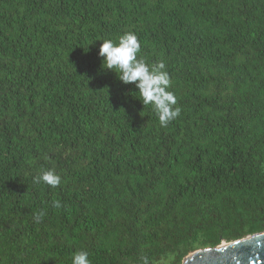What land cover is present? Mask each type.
Instances as JSON below:
<instances>
[{"label": "trees", "instance_id": "trees-1", "mask_svg": "<svg viewBox=\"0 0 264 264\" xmlns=\"http://www.w3.org/2000/svg\"><path fill=\"white\" fill-rule=\"evenodd\" d=\"M128 32L165 63L167 127L102 69ZM260 233L264 0H0V264H183Z\"/></svg>", "mask_w": 264, "mask_h": 264}, {"label": "clouds", "instance_id": "clouds-1", "mask_svg": "<svg viewBox=\"0 0 264 264\" xmlns=\"http://www.w3.org/2000/svg\"><path fill=\"white\" fill-rule=\"evenodd\" d=\"M140 52L141 44L132 32L121 35L118 43L105 39L99 48V56L103 58L102 69L114 72L125 85L134 84L138 89L139 101L143 106L151 105L160 125L167 127L181 114V108L176 106L175 94L169 91L170 76L163 61L149 65L143 58H139ZM34 182L55 188L60 185L61 177L54 170H47L34 178ZM56 206L59 207V203ZM40 218V215L36 216L37 222ZM72 264H90L88 252L73 253ZM143 264H149L147 257H143Z\"/></svg>", "mask_w": 264, "mask_h": 264}, {"label": "water", "instance_id": "water-1", "mask_svg": "<svg viewBox=\"0 0 264 264\" xmlns=\"http://www.w3.org/2000/svg\"><path fill=\"white\" fill-rule=\"evenodd\" d=\"M183 264H264V233L196 251Z\"/></svg>", "mask_w": 264, "mask_h": 264}]
</instances>
